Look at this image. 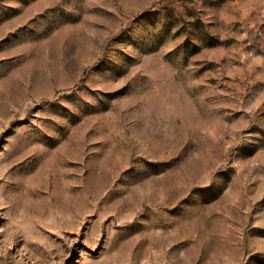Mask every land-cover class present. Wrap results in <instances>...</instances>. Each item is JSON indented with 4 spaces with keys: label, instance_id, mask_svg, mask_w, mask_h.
I'll use <instances>...</instances> for the list:
<instances>
[{
    "label": "rangeland",
    "instance_id": "1",
    "mask_svg": "<svg viewBox=\"0 0 264 264\" xmlns=\"http://www.w3.org/2000/svg\"><path fill=\"white\" fill-rule=\"evenodd\" d=\"M0 264H264V0H0Z\"/></svg>",
    "mask_w": 264,
    "mask_h": 264
}]
</instances>
